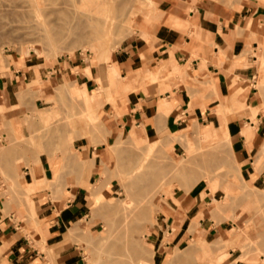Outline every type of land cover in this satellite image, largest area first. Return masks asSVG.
I'll return each mask as SVG.
<instances>
[{
  "label": "rangeland",
  "instance_id": "374dc122",
  "mask_svg": "<svg viewBox=\"0 0 264 264\" xmlns=\"http://www.w3.org/2000/svg\"><path fill=\"white\" fill-rule=\"evenodd\" d=\"M116 1L125 12L132 6V0H105L109 5L117 4ZM141 1L133 16L115 23L108 33L87 28L82 21L81 29H62L58 41L49 44L40 42L43 23L75 24L72 14L86 10L85 4L86 7L79 6L80 0H0V79L15 72L22 74L21 85L10 103H3L0 95V199L17 208L26 207L24 216L15 215L16 226L30 238L36 251L47 252L50 264H56L58 251L49 250L43 239L32 235L38 206L49 199L65 205L83 182L91 188L85 187L88 215L69 228L73 236L66 240L79 264H87L88 255L93 256L95 264H155L154 259L156 264H212L208 259L217 256L218 264H264V189L249 184L244 174L247 168L258 174L264 171L262 23L258 20V26H251L259 30L250 32L256 42L247 51L255 60L251 82L237 88V77H233L218 110L224 116L230 114L243 126L241 132L248 147L256 136L251 157L244 163L238 162L231 151L226 123L208 140L202 138L203 121L196 119L189 120L194 123L192 135L183 128L155 141L135 128H119L118 104L127 92L156 81L163 93L175 83L172 77L181 74L163 62L147 74L126 77L115 65L114 53L125 40L146 38L144 29L161 0ZM85 66L91 74L85 72ZM192 81L191 89L202 86L195 78ZM93 89L101 97L94 104L95 110L87 113L84 102L89 103L87 94ZM191 89L195 101L211 96L213 87H201L199 93ZM76 91L80 99L72 98ZM158 110L162 112L160 101ZM246 125L254 130L247 132ZM41 159L47 162L48 178ZM261 177L264 178L263 173ZM228 183L237 189L230 190ZM195 194L204 198V208L193 217L189 236L173 244L166 254L157 255L152 242L158 228L165 232L164 241H170L177 229L176 222L162 226V218L168 221L177 207L187 212L196 199L187 206L181 199ZM96 197L100 200L98 205ZM108 205L115 207L109 209ZM213 205L216 206L211 209ZM207 215L214 220L215 229L204 236L198 218ZM238 226L247 228L245 233L236 230ZM221 227L225 230L221 231ZM199 237L205 240L204 244L209 243V248L197 241ZM199 244L209 250L201 253ZM132 245L142 250L140 255L132 253ZM2 251L3 246L0 264H9ZM175 253L178 255L173 256ZM198 255L206 256L207 261L204 258L203 263Z\"/></svg>",
  "mask_w": 264,
  "mask_h": 264
},
{
  "label": "crops",
  "instance_id": "0c3cea01",
  "mask_svg": "<svg viewBox=\"0 0 264 264\" xmlns=\"http://www.w3.org/2000/svg\"><path fill=\"white\" fill-rule=\"evenodd\" d=\"M251 16L257 17L255 23L251 21ZM258 20L264 31V0H161L149 26L144 29L146 38L125 40L114 53L115 65L127 74L126 77L147 74L163 62L170 63V67L181 74L172 77L175 83L163 93L159 92L156 81L143 83L137 90L127 92L118 104L119 128H135L146 137H154L155 141L173 135L172 132L176 130H190L194 123L189 120L196 119L203 121L202 138L208 140L226 123L231 151L238 162L245 163L251 157L249 155L256 136L251 140L252 146L248 147L241 132L243 126L230 114L224 116L218 110L225 102L233 77H237L234 82L237 88L246 81L251 82L254 73L252 61L255 60L247 51L255 45L256 37L250 32L254 29L251 26H258ZM21 78L22 74L15 72L13 76L0 79L3 103H10L21 85ZM194 78L202 84L201 87H213L211 96L193 101L190 84ZM201 87L191 90L199 93ZM249 96L250 93L247 99ZM163 100L169 106V111L158 110L159 101L162 104ZM90 150L89 146L87 151ZM41 162L48 178L47 162L42 159ZM262 173L264 175V171ZM262 173L247 168L244 174L249 184L264 189ZM227 185L232 191L237 189L234 184ZM85 187L91 189L88 182L78 185L65 205L49 199L38 206L32 235L36 239H43L49 250L58 251L56 264H79L77 254L62 241L66 231L88 215ZM205 188L202 187L203 190ZM185 197L181 199L185 206L191 199H196L187 212L177 207L175 213H170L168 221L165 218L161 220L162 226L167 222H176L177 229L170 241H164L165 232L163 228H158L152 242L157 255L166 254L173 244L184 241L189 236L188 229L193 217L204 208V198L198 194L187 199ZM26 212V207L17 208L16 204L5 203L0 199L1 253L9 264H50L47 252L36 251L30 238L20 233L16 226L15 215L24 216ZM198 220L202 235L213 233L215 222L212 218L207 215ZM169 231L172 233V228Z\"/></svg>",
  "mask_w": 264,
  "mask_h": 264
},
{
  "label": "bare ground",
  "instance_id": "6f19581e",
  "mask_svg": "<svg viewBox=\"0 0 264 264\" xmlns=\"http://www.w3.org/2000/svg\"><path fill=\"white\" fill-rule=\"evenodd\" d=\"M3 1V0H2ZM81 1V5H79V6H84V4L87 6V8H88V6H89V8L87 9L86 8V10L84 9V10H81V11H75V12H73V14H72V16H73V18H75L76 20V22H75V24L73 23H67L68 25H60V24H58L57 22H47V23H43V25L41 26V38H40V42H44V41H46V43L47 42H50L49 44H51V43H53V42H57L58 41V39H59V37H61V30L62 29H67L69 32H72L73 30H75V29H81L82 28V21L83 22H85V24H86V26H87V28H91V27H93L95 30H97V31H100L101 33H108L109 31H111L112 29H113V26L115 25V23H120V22H122V21H124L125 19H127L129 16H133L135 13H136V11H137V9L140 7V5H141V3H142V1L141 0H132L131 2H132V6L129 8V10L127 11V9H126V12H125V8H123V7H121L120 6V4L118 3L119 1H116L117 2V4H115V5H109V4H107V2H105V0L103 1V0H80ZM1 3V2H0ZM36 3V2H35ZM114 3V2H113ZM89 4V5H88ZM91 5V6H90ZM94 5V6H93ZM7 6H9V4L8 5H5V7H7ZM16 6V5H15ZM15 6H14V9H15ZM37 6V5H36ZM86 6H84V7H86ZM2 7V6H1ZM19 7V6H18ZM32 7V6H31ZM94 7V8H93ZM126 7V6H125ZM10 8H11V6H10ZM20 8H22V7H20ZM34 8V7H33ZM79 8V7H78ZM82 8V7H81ZM80 8V9H81ZM127 8V7H126ZM34 9H36V8H34ZM5 10H8V7H7V9H5ZM57 10V9H56ZM10 11V10H9ZM70 11V10H69ZM21 12H23V11H21ZM68 12V11H67ZM3 13V12H2ZM16 13V12H15ZM4 14H7L6 12L4 13ZM70 14V13H69ZM1 15V14H0ZM1 17V16H0ZM10 17V16H9ZM9 17H8V19H9ZM117 17H119L118 19H117ZM21 18V17H20ZM1 19V18H0ZM2 19H4V18H2ZM22 19V18H21ZM40 19V18H39ZM117 19V20H116ZM256 19H257V17H255V16H251V21L252 22H256ZM6 21V20H5ZM11 21V20H10ZM16 21V20H15ZM27 21V20H26ZM33 21V20H32ZM34 21H35V19H34ZM37 21H38V19H37ZM36 21V22H37ZM43 21V20H42ZM3 22H4V20H3ZM46 22V21H45ZM0 23H1V21H0ZM34 23V22H33ZM39 23V22H38ZM37 23V24H38ZM8 24H10V23H8ZM12 24V23H11ZM25 24V23H24ZM6 24H3L2 26H5ZM26 25V24H25ZM40 25V24H39ZM28 26V25H27ZM34 26H36V25H34ZM29 27V26H28ZM33 27V25H31L30 26V28H32ZM9 28V27H8ZM22 28V27H21ZM34 29H35V27H33ZM32 28V29H33ZM39 28V27H38ZM2 30H4V29H2ZM8 30V29H7ZM12 30V29H11ZM15 30V29H14ZM29 30H31V29H29ZM39 31V30H38ZM25 32V31H24ZM35 32H36V30H35ZM25 33H27V31L25 32ZM36 33H39V32H36ZM30 34V33H29ZM39 34V35H40ZM34 35H37V34H34ZM63 35V34H62ZM69 35V34H68ZM67 35V36H68ZM38 36V35H37ZM66 36V37H67ZM33 40V39H32ZM62 41V40H61ZM60 43V42H59ZM261 67H263V69H264V62H262V66ZM262 69V70H263ZM264 71V70H263ZM85 72H87L88 74H91L92 73V71L89 69V67L88 66H85ZM261 77H263V76H260V79H261ZM96 82H99V84H100V81H99V77H96ZM262 80V79H261ZM98 83L96 84V85H99ZM98 91H96V89H93V90H90V92L87 94V96H88V98H89V103H87V102H84L86 105H87V109H86V112L87 113H91V112H93L94 110H95V108H94V104H95V102L96 101H98L99 100V98L101 97L98 93H97ZM79 92H77L76 91V93H75V95H74V97H72V98H77V99H80L81 97V95H79L78 94ZM169 111V106H167L166 105V103H165V101L163 100L162 101V111L163 112H165V111ZM251 122H248V124H250ZM254 125V124H253ZM244 129H246V131L247 132H251L252 131V129L254 130V128L251 126V125H246L245 127H244ZM194 131V130H193ZM193 131H192V129H190V131H188L186 134H190V135H192V133H193ZM254 135V134H253ZM151 144H154V142L153 143H151ZM211 148V147H210ZM209 148V149H210ZM211 150V149H210ZM213 150V149H212ZM208 151V150H207ZM207 156V155H206ZM64 162V161H63ZM62 165V164H61ZM64 165V164H63ZM65 166V165H64ZM239 166V165H238ZM61 169H63L62 167H61ZM54 170H56L57 171V167L54 169ZM62 171V170H61ZM57 175H59V174H57ZM113 178V177H112ZM49 180V179H48ZM213 187V186H212ZM212 187H211V191L213 190L212 189ZM159 189V188H158ZM215 189V188H214ZM158 191V190H157ZM214 191V190H213ZM159 193H160V191H159ZM171 196H172V193H171ZM158 199V198H157ZM95 200H96V204L98 205V204H100V200H99V198L98 197H96L95 198ZM160 200V199H159ZM214 200L216 201L217 199L214 197ZM110 203V202H109ZM112 203V202H111ZM32 205V204H31ZM113 205V204H112ZM109 206V205H108ZM216 205H213V207L211 208V209H213L214 207H215ZM113 207H115V206H109L108 208L109 209H114ZM34 218H35V216H34ZM125 218V217H124ZM126 219V218H125ZM125 219H123V220H125ZM125 223V222H124ZM123 223V224H124ZM126 223H128V221L126 220ZM124 224L125 226L126 225H128V224ZM194 223V222H193ZM193 223H192V225H193ZM191 225V226H192ZM193 226H195V225H193ZM192 226V227H193ZM245 226V225H244ZM244 226L242 227V226H238V228L236 229V230H238L239 232H242V233H245V229H247V228H244ZM127 227V226H126ZM128 228V227H127ZM128 232V231H127ZM125 233V232H124ZM73 236V232H72V229H69L68 231H67V233L64 235V239H63V241H62V243H66V240L67 239H69V238H71ZM196 239V238H195ZM133 240V239H132ZM201 239H200V237L199 238H197V241H200ZM201 241H203V240H201ZM205 241V240H204ZM204 241H203V245H206L207 244V242H205L206 244H204ZM61 243V244H62ZM130 243V242H129ZM129 243H127V244H129ZM137 243V242H136ZM197 243V242H196ZM200 244H201V242H199ZM200 244H199V247H200ZM144 245V244H143ZM101 246V245H100ZM130 246V245H129ZM207 246H209V243L205 246V247H207ZM103 247V246H102ZM132 247V253L133 254H135V256L136 255H140L141 254V249H139V247H137V246H131ZM97 248V247H96ZM100 248V247H99ZM98 248V249H99ZM207 248H209V247H207ZM207 248H203V246H201L199 249H198V251H200L201 253H205L207 250H209V249H207ZM95 248H93L92 250H94ZM101 249V248H100ZM100 249H99V252H100ZM127 249V248H126ZM174 249V248H173ZM128 250V249H127ZM185 250V249H184ZM88 253V252H87ZM101 253H103V251H101ZM201 253H197V254H201ZM202 254V255H203ZM101 255V254H100ZM124 255V254H123ZM126 255V254H125ZM175 255H178L177 253H175V254H173V256H175ZM202 255H198V256H200V258L202 259L203 258V256ZM98 256H99V254H98ZM121 256V255H120ZM197 256V255H196ZM202 256V257H201ZM170 257H172V256H170ZM214 257H216V256H214ZM213 257V258H214ZM199 258V257H198ZM199 258V260H201ZM204 258H206V256H204ZM204 258L202 259L203 261V263H204ZM212 258V259H213ZM96 259H98V258H96ZM171 259H177L176 257L175 258H171ZM211 259V258H210ZM210 259H208V262L209 263H211V261H213L212 262V264H218V262H219V258H218V256L214 259V260H210ZM86 260H87V264H95V260H94V258H93V256H86ZM170 260V259H169ZM97 261V260H96ZM186 261V260H185ZM205 261H207V258H206V260ZM201 262V261H200ZM170 263V262H169ZM174 263V262H173ZM202 264V263H201ZM205 264V263H204Z\"/></svg>",
  "mask_w": 264,
  "mask_h": 264
}]
</instances>
